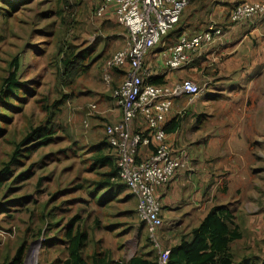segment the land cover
<instances>
[{
	"label": "rangeland",
	"instance_id": "rangeland-1",
	"mask_svg": "<svg viewBox=\"0 0 264 264\" xmlns=\"http://www.w3.org/2000/svg\"><path fill=\"white\" fill-rule=\"evenodd\" d=\"M99 1L0 0V169L8 167L0 175V264H16L20 247L25 251L17 264H60L70 226L88 231L85 255L108 250L119 260L120 245L132 252L138 243V254L157 258L138 219L137 198L119 180L96 189L107 171L94 168L92 160L93 145L107 139L102 104H112V91L124 75L114 71L108 86L101 68L126 37L114 20L96 16ZM192 2L171 37L187 26L203 28L190 20ZM16 58L19 70L12 65ZM64 58L76 65L73 74L66 73ZM14 72L25 85L10 95L3 84ZM46 125L52 141L38 144L31 134ZM15 151L18 163L7 165ZM176 218H164V247L180 231L171 232Z\"/></svg>",
	"mask_w": 264,
	"mask_h": 264
},
{
	"label": "crops",
	"instance_id": "crops-1",
	"mask_svg": "<svg viewBox=\"0 0 264 264\" xmlns=\"http://www.w3.org/2000/svg\"><path fill=\"white\" fill-rule=\"evenodd\" d=\"M20 1L33 0H16ZM241 1L193 0L191 22H199L202 29L215 22L226 31L189 67L168 70L165 60L181 33L200 31H190V26L176 38L170 32L147 57L153 80L174 84L190 79L204 89L193 100L185 93L174 97L164 125L168 141L188 166L159 187L157 196L163 220L177 217L171 232L180 231L169 247L199 226L214 207L223 206L233 216L232 228L238 226L242 233L230 243L235 263L264 264V24L230 23V11ZM102 18L116 22L112 7ZM103 105L108 124L121 120L122 112L113 101ZM131 129L144 131L145 120L136 118ZM152 150L153 146H142L139 159L149 157ZM133 247L127 252L126 243L120 245L117 256L128 261L140 255L139 244Z\"/></svg>",
	"mask_w": 264,
	"mask_h": 264
},
{
	"label": "built area",
	"instance_id": "built-area-1",
	"mask_svg": "<svg viewBox=\"0 0 264 264\" xmlns=\"http://www.w3.org/2000/svg\"><path fill=\"white\" fill-rule=\"evenodd\" d=\"M191 2L100 0L96 8V16L102 18L112 7L117 24L126 32L122 47L101 68L102 79L108 86L114 71L124 72L121 82L112 91V101L121 110L122 118L108 124L105 133L116 156L119 179L138 200L137 216L157 251L158 264H169L170 249L164 247L160 239L164 220L157 189L168 185L188 166L183 155L177 154L168 141L164 124L175 96L185 93L193 100L204 89L190 79L174 84L152 83L154 73L146 59L173 30ZM255 21L264 24V0H243L230 11L229 22L232 24ZM225 31L224 25L210 22L195 34L181 33L168 50L165 67L172 71L189 67L200 52L222 38ZM90 108L95 109L96 105L91 104ZM138 117L146 122L144 131L131 129ZM142 146H153L152 154L145 159L138 157Z\"/></svg>",
	"mask_w": 264,
	"mask_h": 264
},
{
	"label": "trees",
	"instance_id": "trees-1",
	"mask_svg": "<svg viewBox=\"0 0 264 264\" xmlns=\"http://www.w3.org/2000/svg\"><path fill=\"white\" fill-rule=\"evenodd\" d=\"M7 5L11 11L15 10V4L12 2H8ZM61 61L66 73L69 74L72 71L73 74V67L76 66L72 64L73 60L71 58H64ZM12 65L19 70L20 62L18 58L13 61ZM151 82L163 84L153 80V78ZM24 85L25 82H21L16 72H14L11 77L4 79L3 87L6 88V92L10 95H14ZM51 121L52 118L50 116L46 123L49 124ZM32 135H34V141L38 144H48L52 141L50 136L51 128L47 125L36 128L32 132ZM93 146L92 160L94 168L107 169L102 174L103 180L96 181V189H109L116 184L117 180L120 181L116 156L107 139H102ZM18 155V151H15L11 160L5 163L7 165L18 163ZM6 172H8V167L0 169V175H6ZM120 183L122 182L120 181ZM122 184L126 186L124 183ZM232 218V214L223 206L214 207L199 226L193 228L189 234H181L179 236L178 244L171 247L167 246L170 249L169 264H236L230 243L241 238L242 233L238 226L232 228ZM77 219L78 217L72 223ZM89 238V233L86 229H82L80 226H70L65 232L64 245L66 256L60 264H158L157 258L153 260L143 255H135L128 261L123 259L114 260L108 250H95L85 255ZM24 251V247L18 249V254L14 258L16 264L23 257Z\"/></svg>",
	"mask_w": 264,
	"mask_h": 264
}]
</instances>
